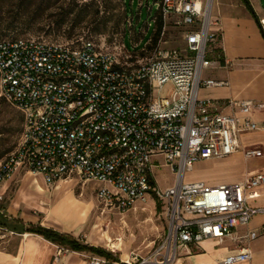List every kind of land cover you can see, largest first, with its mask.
<instances>
[{
	"label": "built area",
	"instance_id": "obj_1",
	"mask_svg": "<svg viewBox=\"0 0 264 264\" xmlns=\"http://www.w3.org/2000/svg\"><path fill=\"white\" fill-rule=\"evenodd\" d=\"M155 5L161 30L178 29L184 48L156 45L136 66L121 64L90 41L76 47L23 38L0 41V97L23 119L15 150L0 162V184L21 170L41 176L45 185L71 178L96 182L101 184L97 202L116 213L150 194L164 205L162 241L146 254L130 251L121 264H174L181 250L206 240L237 246L216 264L248 263L251 242L264 235V223L246 229L255 216L264 218V206L253 204L264 174L247 173L217 186L185 182L184 176L201 160L236 152L245 161L260 157L262 150L243 147L240 136L264 131V121L251 118L264 113V103L198 99L200 87L224 85L202 78L204 70L227 65L221 30L212 19L213 0ZM258 20L264 24V18ZM159 158L174 175L173 186L164 190L152 175V162ZM88 264L112 263L91 258Z\"/></svg>",
	"mask_w": 264,
	"mask_h": 264
},
{
	"label": "rangeland",
	"instance_id": "obj_2",
	"mask_svg": "<svg viewBox=\"0 0 264 264\" xmlns=\"http://www.w3.org/2000/svg\"><path fill=\"white\" fill-rule=\"evenodd\" d=\"M248 1L254 13L264 17V0ZM156 2L159 0H0V30L4 28L0 40L35 39L74 47L90 41L101 52L114 55L121 64L136 66L152 55L156 45L176 50L184 48L180 31L168 25L154 42L157 33L154 17L159 15ZM219 2L234 3L247 11L242 0H213V18ZM247 14L256 23L248 11ZM130 19L131 26L127 24ZM19 116V112L0 97V162L18 144L22 130ZM152 165L155 186L160 190L173 186L174 175L162 159H154ZM28 173L21 170L12 179L0 184L2 212L13 207L18 210V217L25 210L35 215L36 203L49 206L53 200L51 211L65 221L85 208L84 218H87L79 239L113 252L119 258L130 251L146 254L162 241L166 231L164 205L150 194L145 202L136 204L131 210L116 213L103 210L97 202L95 192L101 186L99 183H82L71 178L45 185L40 178L36 180L37 175ZM220 176L218 169L196 162L192 170L186 172L184 180L195 182L206 177L211 181ZM33 192L56 193L48 199ZM63 192L71 194L63 195ZM75 195L84 196L83 199H87L88 195L94 200L92 210L90 203L74 202ZM101 239L105 244L101 243ZM109 241L115 248L109 247Z\"/></svg>",
	"mask_w": 264,
	"mask_h": 264
},
{
	"label": "crops",
	"instance_id": "obj_3",
	"mask_svg": "<svg viewBox=\"0 0 264 264\" xmlns=\"http://www.w3.org/2000/svg\"><path fill=\"white\" fill-rule=\"evenodd\" d=\"M215 12L216 15L214 18L212 16V19L217 21L215 28L221 30V46L227 65L204 70L202 78L223 82L224 85L200 87L198 99H211L217 102L228 99H251L264 103V24L261 25V31L247 11L234 3L219 2ZM255 14L258 19L264 18ZM223 113L229 114L230 111L224 110ZM251 118L254 121H264V113H255L251 115ZM240 144L246 148L258 147L262 150V155L245 161L242 153L236 152L222 159L198 161L197 163L218 169L221 176L213 178L211 181L203 177L195 182L217 186L235 183L247 173L262 172L264 174V131L242 134ZM38 178L43 181L41 176L37 175V181ZM33 193L39 197L51 199L56 192ZM69 194L71 192H63V195ZM83 197L75 195L74 202L83 205L90 203L92 210L95 204L94 200L90 199L88 195L87 199H83ZM52 204L53 200L49 206L36 203L35 215L30 214V210H25L19 217L16 208L11 207L7 212L0 210V214L8 222V226H0V264H88L91 258H106L88 251H73L66 245H57L40 235L28 233L29 226H41L68 235L82 245L92 246L79 239L83 222L87 218H84L86 209L82 208L80 214L64 221L58 214L51 211ZM253 204L264 206V187L260 192V197ZM263 223V216L257 215L250 221L246 229H258ZM244 230L245 228L239 229L238 234H242ZM102 242L105 244L103 239H101ZM236 248L237 246L229 240L220 242L206 240L199 246L190 245L186 250H181L174 264H216L219 259L232 253ZM250 248L252 259L245 264H264V235L251 242ZM58 251H61L59 255H57ZM105 251L112 256L106 258L112 264H121L128 254L124 253L119 258L116 254H112L108 250Z\"/></svg>",
	"mask_w": 264,
	"mask_h": 264
},
{
	"label": "trees",
	"instance_id": "obj_4",
	"mask_svg": "<svg viewBox=\"0 0 264 264\" xmlns=\"http://www.w3.org/2000/svg\"><path fill=\"white\" fill-rule=\"evenodd\" d=\"M242 1L244 3L246 10L253 16L257 25L259 26L260 30L262 31L261 26L259 24V20H258L256 14L254 13L253 9H252L250 2L248 0H242ZM154 21H155V26H157L156 38L154 40V42H156L157 37L160 34L161 27H162V21H161L160 15L154 17ZM2 30H4V28H2ZM2 30H0V36H2L1 35ZM15 39H18V38H15ZM2 40H14V39L10 38V39H2ZM2 40H0V41H2ZM19 114H20V116H19L20 121L22 122V120H23L22 115L20 112H19ZM0 226L1 227L8 226V222L2 217L1 214H0ZM27 232L40 235V236L44 237L45 239H47V240H49V241H51L57 245H66L69 247V249H71L73 251H88V252L94 253L98 256H102V257H106V258L112 257L110 254H108L105 250H103L101 248H96V247L88 246V245H82L78 241H76L74 238H72L68 235H65V234H61V233L54 231L52 229H49V228H44L41 226H29L27 228Z\"/></svg>",
	"mask_w": 264,
	"mask_h": 264
},
{
	"label": "bare ground",
	"instance_id": "obj_5",
	"mask_svg": "<svg viewBox=\"0 0 264 264\" xmlns=\"http://www.w3.org/2000/svg\"><path fill=\"white\" fill-rule=\"evenodd\" d=\"M109 242H110V246L109 247L112 248V249L115 248V245L113 243H111V241H109Z\"/></svg>",
	"mask_w": 264,
	"mask_h": 264
}]
</instances>
